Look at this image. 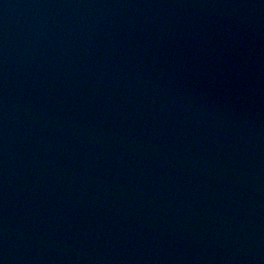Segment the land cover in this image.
Returning <instances> with one entry per match:
<instances>
[{"label": "water", "instance_id": "obj_1", "mask_svg": "<svg viewBox=\"0 0 264 264\" xmlns=\"http://www.w3.org/2000/svg\"><path fill=\"white\" fill-rule=\"evenodd\" d=\"M0 264H264V0H0Z\"/></svg>", "mask_w": 264, "mask_h": 264}]
</instances>
